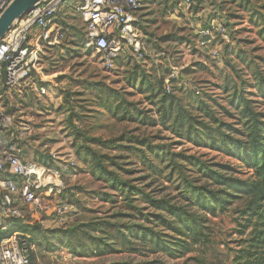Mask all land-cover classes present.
Masks as SVG:
<instances>
[{"label":"rangeland","instance_id":"obj_1","mask_svg":"<svg viewBox=\"0 0 264 264\" xmlns=\"http://www.w3.org/2000/svg\"><path fill=\"white\" fill-rule=\"evenodd\" d=\"M78 6L79 0H62L57 18L65 35L55 45L42 46L33 78L37 84L48 82V93L25 100L18 92H0V107L14 115V133L23 160L42 167L45 181L58 185L46 201L47 212L25 209L24 218L11 223L7 232L35 236L31 264H151L153 260L162 264L244 263L239 257L251 236V228L242 227L246 199L236 201L224 213L208 216V241L182 257L153 253L135 243L126 248L120 244L116 229L128 236L136 223L131 208L135 197L130 194L128 200L118 189H111L115 179L111 174L156 199L176 193L171 182L177 172L165 181L168 170L147 168L145 161L152 158L147 143L159 152L183 151L232 166L236 162L186 142L180 145L181 140L160 125L120 121L101 106L98 97L113 89L131 103L130 112L141 110L158 119L149 94L140 92L146 88L141 85L143 75L168 77L176 69L179 78L173 82L172 94L177 97L195 90L201 96L205 92L217 105L232 111L230 97L237 90L264 113V0H200L190 9L177 0H145L138 12L145 59H137L124 42L110 69L103 67L99 54L84 45L85 24ZM219 16L229 18L231 28L225 39L214 33L213 43L221 55L215 61L206 49L198 48L196 40L207 22ZM135 73V81L130 82ZM216 110L222 111L220 107ZM219 118L232 122L224 113H219ZM92 153L103 156L106 179L93 170ZM46 174L55 179L48 180ZM41 193L47 194L45 189ZM58 202L69 204L71 215L55 218L51 209ZM145 203L139 200L133 205L142 213L152 211ZM4 218L0 212V219ZM104 222L114 227H105ZM37 226L42 232L34 229ZM94 239L100 246L113 243L114 251L94 254ZM65 242L69 248L62 247Z\"/></svg>","mask_w":264,"mask_h":264},{"label":"trees","instance_id":"obj_2","mask_svg":"<svg viewBox=\"0 0 264 264\" xmlns=\"http://www.w3.org/2000/svg\"><path fill=\"white\" fill-rule=\"evenodd\" d=\"M228 19L225 18V25L229 34L231 25ZM169 75L164 77L160 74L157 78L143 75L141 82L146 88L140 89V92L149 94L148 99L155 107L152 111L157 114L158 119L148 117L141 110L134 109L130 112L128 108L131 103L124 99L125 95L113 89H106L105 97L101 95L98 97L99 102L120 121L160 125L176 135L181 140L180 145L186 142L194 148L207 149L234 160L236 165L210 162L203 159V155L185 154L183 151L159 152L158 148L147 143L152 154V158L145 161L147 168L168 170L163 177L165 181L172 180L173 173L177 172L178 176L171 182L176 193L174 197L156 199L111 174L115 177L111 189H118L128 200L131 194L135 197L131 199L133 204L143 200L152 209L150 212L142 213L141 208L131 204L133 214L136 213V217L133 216L136 223L130 228L128 236L116 229L120 244L126 248L127 245L135 243L136 246L151 249L153 253H163L170 258L182 257L192 252L196 246L204 245L208 241L206 225L208 216L224 213L236 201L246 199L242 211L244 215L242 227L251 228V236L248 246L242 252L243 255L239 257L244 260V263L240 264H264V113L257 111L252 106V101L245 97L242 91L237 90H234L230 97L232 111L217 105L205 92L204 98H201L202 93L197 90L177 97L172 94V88L173 82H178V73L175 78H170ZM135 77L136 73L132 75L130 82H134ZM44 84L49 85L48 82ZM216 107H220L222 111L218 112ZM219 113L226 114L232 122L222 121ZM108 142L112 144V141ZM140 144L143 146V142ZM101 158L103 156L92 153L90 157L92 168L99 170L106 179ZM241 175L245 178H241ZM61 196L60 193L58 197ZM17 220L19 219L12 220L8 227L11 223L13 225L17 223ZM104 224H107L105 227H114L107 222ZM98 227L99 225L96 228ZM34 229L42 232L41 226ZM7 230L0 231V238L12 232ZM34 239V235L27 238L33 246ZM93 244L96 255L114 251L113 243L107 245L103 242L100 246L94 239ZM62 247L70 246L65 242ZM69 252L75 254L73 251ZM151 264L162 263L153 260Z\"/></svg>","mask_w":264,"mask_h":264},{"label":"built area","instance_id":"obj_3","mask_svg":"<svg viewBox=\"0 0 264 264\" xmlns=\"http://www.w3.org/2000/svg\"><path fill=\"white\" fill-rule=\"evenodd\" d=\"M200 0H177L190 9ZM10 0H0V13ZM62 0H47L25 12L0 40V92H18L23 99L44 96L47 84H37L33 73L39 65L43 45H55L65 35L56 22ZM145 0H79L78 11L85 24L84 45L100 56L103 67L110 69L113 59L126 42L139 60L145 58V43L141 39L138 12ZM221 16V15H220ZM219 16V17H220ZM225 18L210 19L199 31L196 44L206 49L208 56L220 60V49L213 44L214 33L227 38ZM176 69L170 78L177 76ZM166 82L168 80L166 79ZM169 91V87H167ZM14 115L0 107V212L5 221L0 231H6L12 220L23 219L24 210L47 212L46 202L58 185L45 181L40 166L24 161L14 133ZM45 189L42 194L41 190ZM70 205L56 203L51 214L55 218L71 215ZM28 235L12 231L0 238V264H31L33 244Z\"/></svg>","mask_w":264,"mask_h":264},{"label":"water","instance_id":"obj_4","mask_svg":"<svg viewBox=\"0 0 264 264\" xmlns=\"http://www.w3.org/2000/svg\"><path fill=\"white\" fill-rule=\"evenodd\" d=\"M47 0H10L0 13V40L22 15Z\"/></svg>","mask_w":264,"mask_h":264},{"label":"crops","instance_id":"obj_5","mask_svg":"<svg viewBox=\"0 0 264 264\" xmlns=\"http://www.w3.org/2000/svg\"><path fill=\"white\" fill-rule=\"evenodd\" d=\"M56 22H57L58 26L63 30L62 26H61L60 23L58 22V18H57V17H56ZM63 31H64V30H63ZM64 33H65V31H64ZM5 220H6L5 218L2 219V220L0 219V223H1V222H4ZM42 222H43V221H40L41 224H42Z\"/></svg>","mask_w":264,"mask_h":264},{"label":"bare ground","instance_id":"obj_6","mask_svg":"<svg viewBox=\"0 0 264 264\" xmlns=\"http://www.w3.org/2000/svg\"><path fill=\"white\" fill-rule=\"evenodd\" d=\"M42 168V167H41ZM45 172V171H44ZM47 175V174H46ZM44 178V177H43ZM47 179L48 180H51V179H55L53 176H51V175H47ZM54 183V182H53Z\"/></svg>","mask_w":264,"mask_h":264}]
</instances>
